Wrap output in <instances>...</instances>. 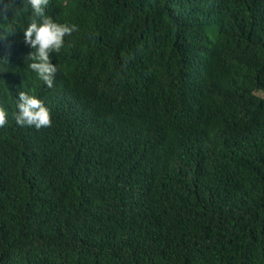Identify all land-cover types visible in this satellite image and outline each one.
I'll use <instances>...</instances> for the list:
<instances>
[{"label": "trees", "instance_id": "trees-1", "mask_svg": "<svg viewBox=\"0 0 264 264\" xmlns=\"http://www.w3.org/2000/svg\"><path fill=\"white\" fill-rule=\"evenodd\" d=\"M8 4L0 264H264V0H49L77 25L51 88Z\"/></svg>", "mask_w": 264, "mask_h": 264}, {"label": "clouds", "instance_id": "clouds-1", "mask_svg": "<svg viewBox=\"0 0 264 264\" xmlns=\"http://www.w3.org/2000/svg\"><path fill=\"white\" fill-rule=\"evenodd\" d=\"M2 3V0H0ZM49 0H22L23 10L30 9V22L23 29L24 43L31 49L26 59L30 62L28 67L36 73L47 87L53 86L55 73L58 67L52 62V53H58L65 44V36L71 35L77 30V25L58 23L56 20L45 14V8ZM15 4V0H9V7ZM19 10V9H17ZM7 32H14L12 25L5 29ZM0 63L3 59L0 58ZM17 111L14 113L18 125L35 126L37 129L51 124L50 110L37 96L27 92H19ZM7 110L0 107V126L6 123Z\"/></svg>", "mask_w": 264, "mask_h": 264}]
</instances>
